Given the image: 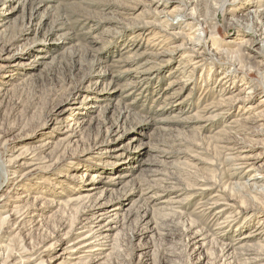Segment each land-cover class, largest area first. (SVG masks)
Wrapping results in <instances>:
<instances>
[{"label":"rangeland","instance_id":"374dc122","mask_svg":"<svg viewBox=\"0 0 264 264\" xmlns=\"http://www.w3.org/2000/svg\"><path fill=\"white\" fill-rule=\"evenodd\" d=\"M262 26L264 0H0V264H264Z\"/></svg>","mask_w":264,"mask_h":264},{"label":"bare ground","instance_id":"6f19581e","mask_svg":"<svg viewBox=\"0 0 264 264\" xmlns=\"http://www.w3.org/2000/svg\"><path fill=\"white\" fill-rule=\"evenodd\" d=\"M204 9V8H203ZM203 11V10H202ZM183 14V13H182ZM185 17H191V18H193V19H195V17H194V15L193 14H183ZM168 25L169 26H173V23H168ZM260 35H264V26H262L261 28H260ZM200 43H203V40H198V42L197 43H193V44H200ZM263 101V100H262ZM261 102V101H260ZM264 102V101H263ZM23 154V153H22ZM21 155V154H20ZM21 157V156H20ZM27 172H29V171H27ZM205 208H209V207H205ZM15 213V212H14ZM14 213H12L13 215H14ZM11 215V214H10ZM16 215V214H15ZM19 215V214H18ZM21 219V218H20ZM112 220H110L109 222H111ZM16 226H18V225H16ZM21 227V226H20ZM101 228V227H100ZM19 229V228H18ZM90 236H92V235H84V236H80L79 237V239L77 240V241H75V242H72V244L70 245V252H79L80 250H82L83 248H87L88 247V249L86 250L88 253H87V255L88 256H92L93 254L95 255V251L96 250H100V248H94V247H96V246H102V245H107L108 247L110 246V244L108 243V244H106L105 242H106V240H101V238H104V237H98L97 239H95V241H91V242H85ZM96 236H98V235H96ZM107 247V248H108ZM46 248H48V247H46ZM46 248H45V250H46ZM82 248V249H81ZM37 250H35V251H31V252H29V255L30 256H27V260L28 261H30L31 260V258L33 259L34 258V256H33V254H35L36 253V255H38L39 254V252H36ZM41 252H43V251H41ZM31 256H33V257H31ZM29 257H31V258H29ZM92 258V257H91ZM24 262H25V260H24Z\"/></svg>","mask_w":264,"mask_h":264}]
</instances>
